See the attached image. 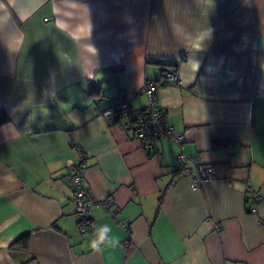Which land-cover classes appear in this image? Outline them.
Segmentation results:
<instances>
[{"label": "crops", "instance_id": "1", "mask_svg": "<svg viewBox=\"0 0 264 264\" xmlns=\"http://www.w3.org/2000/svg\"><path fill=\"white\" fill-rule=\"evenodd\" d=\"M147 81L189 129L182 151L216 168L198 189L176 143L146 150L103 115L122 91L145 107ZM0 109V264H264V0H0ZM73 144L96 202L86 233ZM105 225L119 244L94 251Z\"/></svg>", "mask_w": 264, "mask_h": 264}, {"label": "built area", "instance_id": "2", "mask_svg": "<svg viewBox=\"0 0 264 264\" xmlns=\"http://www.w3.org/2000/svg\"><path fill=\"white\" fill-rule=\"evenodd\" d=\"M170 80L179 81V75L176 72H165L161 82L165 83ZM157 84L158 82L156 81H147L144 84L143 90L148 97V104L145 107L137 108L131 104V100L137 95L138 91H122L119 101L113 107L106 109L103 115L113 117L114 119L120 117L126 118L133 137L146 150L153 149L155 142L160 138H166L176 143L181 149L178 154V169L189 178L191 189H198L204 182L214 179L216 168L213 165L204 164L182 151L189 129L183 133H178L168 123L164 111L153 96V91ZM73 146L80 155V162L70 167L68 178L73 188L72 201L78 220V229L81 233H86L93 231L95 228V223L89 215V209L96 202L86 187L84 175L85 162L82 150L78 145L73 144ZM259 200V191L247 186L246 204L250 212L255 213L257 211ZM260 223L264 225V219H261ZM118 224L126 231H129V226L124 221L120 220ZM214 227L215 231H219L217 224Z\"/></svg>", "mask_w": 264, "mask_h": 264}, {"label": "clouds", "instance_id": "3", "mask_svg": "<svg viewBox=\"0 0 264 264\" xmlns=\"http://www.w3.org/2000/svg\"><path fill=\"white\" fill-rule=\"evenodd\" d=\"M112 229L105 225L103 228L97 230L95 237L91 240L90 246L94 251H102L103 248L101 245L107 247H116L119 244L118 238L112 236L109 238L108 233H110ZM107 241V243H105Z\"/></svg>", "mask_w": 264, "mask_h": 264}, {"label": "trees", "instance_id": "4", "mask_svg": "<svg viewBox=\"0 0 264 264\" xmlns=\"http://www.w3.org/2000/svg\"><path fill=\"white\" fill-rule=\"evenodd\" d=\"M8 115L6 114V112L2 109H0V124H3L5 122L8 121Z\"/></svg>", "mask_w": 264, "mask_h": 264}]
</instances>
